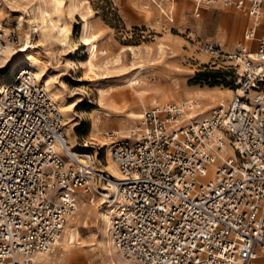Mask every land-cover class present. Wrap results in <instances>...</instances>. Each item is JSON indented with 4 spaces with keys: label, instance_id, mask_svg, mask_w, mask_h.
<instances>
[{
    "label": "built area",
    "instance_id": "built-area-1",
    "mask_svg": "<svg viewBox=\"0 0 264 264\" xmlns=\"http://www.w3.org/2000/svg\"><path fill=\"white\" fill-rule=\"evenodd\" d=\"M170 0H149L167 21ZM249 18L233 49L204 42L235 70L231 98L201 115L187 98L109 132L119 177L68 148L64 117L27 66L0 84V264L51 253L78 196L108 208V234L128 264H252L264 250V0H192ZM148 7V4H145ZM5 40L0 32V55ZM229 147L233 154L220 156ZM100 149V148H99ZM99 161V160H98Z\"/></svg>",
    "mask_w": 264,
    "mask_h": 264
},
{
    "label": "rangeland",
    "instance_id": "rangeland-1",
    "mask_svg": "<svg viewBox=\"0 0 264 264\" xmlns=\"http://www.w3.org/2000/svg\"><path fill=\"white\" fill-rule=\"evenodd\" d=\"M167 5L172 11L171 22L149 0H46L45 7L56 12L52 15L56 24L69 30L70 42L63 46L49 36L40 39L36 33H31L24 42L25 35L32 32L29 23L32 4L28 0H0V32L4 40L13 45L17 55L23 46H34L32 61L37 60L45 74L40 81L53 86L48 93L53 90L57 93L59 100L55 102L59 109L60 102L66 107V115L61 111L67 121L66 138L69 139V130L74 144H86L87 152L98 151L97 159L103 166L107 163L105 150L109 145L103 132L117 131L118 137L124 136L135 121L132 113L140 114L156 104L198 98L203 116L233 94L235 70L225 60L213 62L202 47L204 42L219 44L225 50L236 47L249 25L248 16L235 8L215 4L202 6L196 17L192 0H170ZM227 14L244 19L236 39L231 36V27L220 25ZM41 24L49 34L47 23ZM25 66L29 67V63L1 67L0 84L10 81ZM207 92L215 100L204 111L209 101L202 96ZM172 93L175 95L169 96ZM160 96H169L170 100L163 103ZM155 100L158 103L154 104ZM122 123L124 128L120 129ZM68 146L72 149L71 144ZM105 170L108 171L102 169ZM76 194L78 207L67 221L72 223L70 236L63 238L62 233L53 252L44 254L46 262L35 260L34 264H109L102 250L99 220L105 207L95 199L93 203L87 200L88 208H79L82 194L79 191ZM113 252L123 259L115 248Z\"/></svg>",
    "mask_w": 264,
    "mask_h": 264
},
{
    "label": "bare ground",
    "instance_id": "bare-ground-1",
    "mask_svg": "<svg viewBox=\"0 0 264 264\" xmlns=\"http://www.w3.org/2000/svg\"><path fill=\"white\" fill-rule=\"evenodd\" d=\"M28 1H29L30 4H32V6L30 7L31 13L29 15L30 31H32V32H28L25 35L24 42L26 41V39H28L30 37L31 33H33V34L36 33V34H38L40 39H42L44 36H49V38L52 41L56 42L59 45H63L64 46V45L68 44L70 42V38L68 36V31L69 30L65 26H63V27L61 26L60 27V25L58 26L56 24L55 20L53 19L54 17L52 16L56 12H55V10L48 9L49 7L48 8L45 7L46 0H28ZM43 21H45L47 23V25L49 26V28H50L51 32L49 34L47 32H45V30L42 29V24L41 23ZM221 24L222 25L225 24L226 27L227 26L231 27V36H233L236 39L238 37V34L240 33V30H241L242 26L244 25V19L239 18V17L236 18L234 14H227L224 17L221 18L220 25ZM84 25L85 26H84L83 34L85 35L87 33V23H85ZM214 26H216V25H214ZM217 28H220V27L217 26ZM85 40H88V39H85ZM5 42H6V44H4V47H3L1 55H0V68L1 67L3 68V66L4 67L8 66L9 64H13V67H15L17 64H19L21 62H27V63H29V68H32V70L34 71L33 73L35 74L36 78L39 79V80H44L45 74H44L43 69L38 65L37 60L32 61V55H31L32 53L31 52H32V49L34 47L33 45H28L27 44L26 46H23L21 49L17 50V51L21 52V53H19L17 55L13 45L10 42H8V40L5 41ZM90 48L91 47H89V49ZM90 52H91V50H90ZM45 84H46V87H47L46 89H48V91H49V88L52 85L48 81H45ZM53 91L50 93L51 96L50 95L49 96L52 97V99H54V101L58 102L59 99H58L57 93L53 92ZM208 93L209 92H207V94H204L202 96V99H204L206 101H209V103H206V105H205L206 109L204 108V111H207L210 108V104L212 102H214V100H215L214 99L215 97H213V95L210 94V93L208 95ZM222 93H224V92H222ZM202 94H203V92H202ZM174 95H175V93H172L169 96L173 97ZM169 96H162V97L160 96L159 97V101L164 103V102L170 100ZM141 97H142V95H141ZM220 97L222 98L223 96L220 95ZM153 103L156 104L158 102H157V100H155ZM219 103H222V102H219ZM204 104H205V102H204ZM59 105H60V109H61L60 111H62L64 113V115H66L67 114V110H65L66 107L61 102H60ZM157 105L158 104L153 105V106H157ZM140 114L132 113L131 117H132L133 120H135L136 118H138L140 116ZM123 123L120 124V129L124 128V124ZM65 124H67V121L65 122V120H64V125ZM97 129L100 130L99 128H97ZM118 131H120V130H118ZM113 132L117 133V131H113ZM67 134H68L67 136H69V139L65 138L66 143L68 145L71 144V146H72V149L69 146H68V148L70 150H72L76 154V157L80 161H84V158L86 157V152H87L85 150L86 144L85 145L74 144L72 142V137H71V133H70L69 130H67ZM107 134H108V132H103V135L108 140V144H109L111 138H109ZM122 135L125 136L127 134L123 133ZM90 139L97 140L99 143H102L103 145L107 144L104 141H101L100 139H96V138H90ZM79 150H81V151H79ZM105 153H106V161H107V163L103 166V165H101L102 163L97 160L96 168L100 172H103V173H105L108 176L119 177L120 173L118 171L117 165L114 162V160L111 159V156H110V145H107ZM229 154H233L232 150L229 147H225V149L221 152L220 156L229 155ZM103 168H106L108 171H106V170H105L106 172L102 171ZM75 191L77 192L78 190H75ZM87 203H88L87 199L82 195V197H80V200H79V208L80 207L88 208ZM77 207H78V204H77ZM81 212H82V210H81ZM99 220H100L101 225H102V227H100L101 228V235H102L101 239L103 240L102 250H103V252H104L109 264H128L124 259H121L116 253L113 252L114 251V247L112 245L111 239L109 238V234H108V226H109V222H110V212H109L107 207L103 208V210L99 213ZM65 225H66V226H64L65 229L63 230L64 231L63 232V238H67L68 236H70V228H71L72 223L70 222V223H67ZM60 238H62V237H60ZM44 254H47V253H39V254H37L35 256V260H37L38 262L39 261L46 262L45 259H44V257H46V255H44ZM36 264H39V263H36ZM253 264H264V251H258L257 258H256V260H254Z\"/></svg>",
    "mask_w": 264,
    "mask_h": 264
},
{
    "label": "crops",
    "instance_id": "crops-1",
    "mask_svg": "<svg viewBox=\"0 0 264 264\" xmlns=\"http://www.w3.org/2000/svg\"><path fill=\"white\" fill-rule=\"evenodd\" d=\"M141 13H143V14H145V12H141ZM217 30L219 31V32H221L222 33V29H220V28H217ZM222 38V34L219 36V40ZM241 42V41H240ZM240 42H238V44L240 43ZM237 44V45H238ZM236 45V46H237ZM235 48V47H234ZM233 49V48H232ZM260 251H264V250H260ZM256 260V259H255Z\"/></svg>",
    "mask_w": 264,
    "mask_h": 264
},
{
    "label": "trees",
    "instance_id": "trees-1",
    "mask_svg": "<svg viewBox=\"0 0 264 264\" xmlns=\"http://www.w3.org/2000/svg\"><path fill=\"white\" fill-rule=\"evenodd\" d=\"M213 78H216V77H213ZM233 80H234V77H233Z\"/></svg>",
    "mask_w": 264,
    "mask_h": 264
}]
</instances>
